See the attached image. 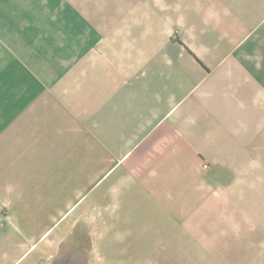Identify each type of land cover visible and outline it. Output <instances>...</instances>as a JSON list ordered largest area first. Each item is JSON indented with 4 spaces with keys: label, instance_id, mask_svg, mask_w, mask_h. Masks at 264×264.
<instances>
[{
    "label": "crops",
    "instance_id": "1",
    "mask_svg": "<svg viewBox=\"0 0 264 264\" xmlns=\"http://www.w3.org/2000/svg\"><path fill=\"white\" fill-rule=\"evenodd\" d=\"M131 241L264 264V0H0V264Z\"/></svg>",
    "mask_w": 264,
    "mask_h": 264
},
{
    "label": "rangeland",
    "instance_id": "2",
    "mask_svg": "<svg viewBox=\"0 0 264 264\" xmlns=\"http://www.w3.org/2000/svg\"><path fill=\"white\" fill-rule=\"evenodd\" d=\"M154 242H140V241H131L129 242V249L127 252L128 255L115 257L114 264H157L158 258L155 261L154 257L146 256V252L152 249ZM128 248V243L127 247ZM184 259V258H179ZM170 260L174 258H163V264H171ZM99 264H106V257H99Z\"/></svg>",
    "mask_w": 264,
    "mask_h": 264
},
{
    "label": "built area",
    "instance_id": "3",
    "mask_svg": "<svg viewBox=\"0 0 264 264\" xmlns=\"http://www.w3.org/2000/svg\"><path fill=\"white\" fill-rule=\"evenodd\" d=\"M204 168H208V164H204Z\"/></svg>",
    "mask_w": 264,
    "mask_h": 264
}]
</instances>
